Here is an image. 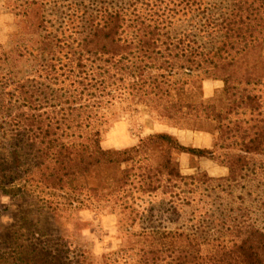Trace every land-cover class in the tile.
Here are the masks:
<instances>
[{
    "label": "trees",
    "instance_id": "trees-1",
    "mask_svg": "<svg viewBox=\"0 0 264 264\" xmlns=\"http://www.w3.org/2000/svg\"><path fill=\"white\" fill-rule=\"evenodd\" d=\"M90 2L75 6L59 24L49 21L41 4L31 13L37 50L55 60L54 74L68 82L69 100L54 102L50 115L34 98L35 90L20 84L23 100L6 115L15 140L7 155L0 153L1 181L9 186L17 179L22 185L35 182L44 190L86 196L135 189L168 196L173 211L190 206L195 196L176 189L210 177L203 172L183 174L179 156L212 158L214 151L187 145L168 132L150 133L129 148L103 149L96 108L112 88L127 82L141 102H156L159 116L203 118L211 121L215 140L217 133L228 134L224 121L234 109L259 108V96L249 87L264 81V0H142L143 10L130 9L133 4L97 7ZM185 20L193 26L179 29ZM195 69L222 83L221 107L212 99L159 102L160 95H169L172 74ZM239 145V152L226 158L230 180L242 175L249 155H264V123L244 129ZM196 213L201 219L209 216ZM233 229L231 244H216L206 255L197 230L188 235L167 232L165 237L182 236L184 242L144 245L135 261L130 260L133 248H121L105 256L102 264H264V226L235 218ZM14 240L11 250L0 251V264H93L60 235L35 231Z\"/></svg>",
    "mask_w": 264,
    "mask_h": 264
},
{
    "label": "rangeland",
    "instance_id": "rangeland-1",
    "mask_svg": "<svg viewBox=\"0 0 264 264\" xmlns=\"http://www.w3.org/2000/svg\"><path fill=\"white\" fill-rule=\"evenodd\" d=\"M91 1L97 7L102 3H120L127 6L133 4L130 9H144L139 6L142 0ZM38 4L44 6L51 23L56 21L59 24L68 19L75 6L82 8L91 5V2L0 0V153L3 156L8 154L9 145L15 140L13 126L6 115L16 111L23 100L19 92L23 86L21 88L20 84L35 90L34 98L45 105L50 115L53 110L50 106L54 102L69 100L68 82L62 81L63 77L56 79L54 74L58 67L55 60H50L51 54L40 56L37 50L35 40L38 34L31 26V13ZM131 14L129 11V16H133ZM178 26L184 29L193 25L185 20L180 21ZM190 34H194L193 28ZM60 60L63 63L64 57L60 56ZM171 80L169 95H160L159 102L168 98L190 101L212 99L216 106L223 105L222 83L198 69L176 72ZM60 88L63 89L60 91ZM249 89L259 96L258 110L234 109L224 121L229 133H222V136L217 133L215 140L210 120L161 117L156 102L148 106L141 102L129 83L112 88L109 97L96 108L103 149L129 148L150 133H170V130H180L187 139L193 136L196 144H204L206 136L207 148L214 151V157L195 158L183 154L179 156V161L183 174L203 172L210 180L183 184L177 188L175 192H184L186 196L193 194L195 199L192 205H181L178 211H173L169 197L161 193L152 195L135 189L124 192L108 189L103 194L86 196L44 190L35 182L22 185L18 179L9 186L0 178V251L11 250L14 239L20 234L30 237L38 231L53 238L62 236L73 247L83 250L93 264H102L105 256L121 248H133L130 260L135 261L137 250L144 245L159 247L167 246L173 240L176 244L184 242L182 236L170 239L164 236L165 233L182 232L188 235L197 230L194 233L203 255H206L216 244H231L235 218L264 226V155H249L242 175L235 180L227 179L226 158L239 152L240 134L250 125L264 123V81L251 85ZM81 95L84 99L85 93ZM177 200L175 204L179 206ZM196 212H208L209 216L201 219ZM24 220L28 223L23 225Z\"/></svg>",
    "mask_w": 264,
    "mask_h": 264
},
{
    "label": "crops",
    "instance_id": "crops-1",
    "mask_svg": "<svg viewBox=\"0 0 264 264\" xmlns=\"http://www.w3.org/2000/svg\"><path fill=\"white\" fill-rule=\"evenodd\" d=\"M170 133L171 134H173L174 136H176L177 138H179L180 140H182L185 144H187V145H192V146H195V147H200V148H207V147H209V145H208V138H206V136H204V141L205 142H203L204 144H196L195 143V141H194V138H186L187 136H185V134L184 133H182L180 130H175V131H171L170 130ZM195 135H196V139H197V132L195 133ZM194 135V136H195ZM200 135H203L202 133H200ZM206 135V134H205ZM200 137H202V136H200Z\"/></svg>",
    "mask_w": 264,
    "mask_h": 264
}]
</instances>
